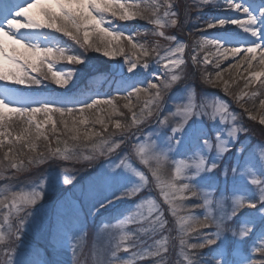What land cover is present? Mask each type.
Masks as SVG:
<instances>
[{
  "label": "snow or ice",
  "instance_id": "snow-or-ice-1",
  "mask_svg": "<svg viewBox=\"0 0 264 264\" xmlns=\"http://www.w3.org/2000/svg\"><path fill=\"white\" fill-rule=\"evenodd\" d=\"M209 4L219 12L239 15L205 18L203 10ZM136 19L151 27L131 32L126 25L114 23ZM169 28H187L188 38L200 35L190 46L187 39L167 35ZM212 29L217 34L209 37ZM146 35L162 38L165 44L160 39L151 43L138 39ZM61 37L84 53L68 54L71 46H62ZM189 47L191 54L186 58ZM88 50L111 59L123 57L116 81V93L123 95L47 98L22 95L12 87H39L49 81L66 88L76 70H54V65L61 61L86 64ZM241 53L242 59L231 67L249 73L245 88L260 87L251 93L243 91L235 101L255 121L257 115L240 102L264 96V0L255 8L246 0H190L183 15L176 0H0V181H6L0 187V264H50L25 254L23 237L36 224V206L43 207L46 195L60 185H71L76 194L54 206L50 244L58 251L71 248L73 264H86L81 256L88 217L95 218L150 186L159 190L175 218L174 228L155 198L141 199L115 223L101 220L100 231L106 233L108 243L92 251V264H143L146 260L151 264H264V148L257 152L244 143L237 146L247 129L237 123L238 114L230 111L226 101L207 93L198 96L187 83L173 93L188 79L189 67L192 75L215 86L223 73L217 71L212 78L206 66L214 63L219 69L223 60ZM150 59L156 65L149 72L151 79H138L150 69ZM223 83V91L231 95L228 81ZM118 98L126 101L123 107L131 113L130 123L110 120L124 116ZM133 98L143 101L138 112ZM169 101L173 107L166 111ZM260 107L264 108V99ZM40 115L44 119H38ZM153 120L155 130L142 133V126ZM17 124L22 125L19 132ZM259 124L264 125V114ZM61 135L68 139L61 140ZM41 139L47 142L45 150L37 151ZM180 152L188 155L175 157ZM229 153L231 163H223ZM101 158L109 163L95 169L84 185L74 184L76 175H68V169L25 180L19 189L13 184L19 174L49 160H82L90 165ZM218 169L225 187L216 197ZM190 200L191 205L186 203ZM195 209L204 211L196 214ZM69 218L72 228L66 226ZM130 225L135 229L130 230ZM121 252L128 255L121 257Z\"/></svg>",
  "mask_w": 264,
  "mask_h": 264
},
{
  "label": "rangeland",
  "instance_id": "rangeland-1",
  "mask_svg": "<svg viewBox=\"0 0 264 264\" xmlns=\"http://www.w3.org/2000/svg\"><path fill=\"white\" fill-rule=\"evenodd\" d=\"M189 2H190V0H176V6L180 10L181 15H183V9H184L185 5ZM219 2L222 3V0H219ZM236 15H239V14L235 13V12H219L215 9V7L212 4L205 6L204 10H203V16L205 18H208L210 16H236ZM19 19H20V22H22V23L25 22L23 18H19ZM114 23L126 25L127 28L129 29V31H131V32H134L137 29L143 30L145 28L151 27V25L147 24L146 21L141 20V19H136V20L127 21V22L114 21ZM105 26L107 27V25H105ZM187 27L190 28V27H192V25H188ZM234 27L235 26H229V28H234ZM165 31H166L167 35H177L178 38L181 40L187 39L190 46L192 43V39H194L195 37H198L200 35V33H196L193 38L186 37L184 33L187 31V28H185L184 30H179L177 28H169V29H166ZM216 31H217L216 29L209 30L207 32V35L209 37L215 36L217 34ZM55 35L60 36L59 33H56ZM61 39H62V41H64L62 46H64V47L71 46L72 50L68 54H82V53H84L83 49H81L78 45H75L74 42L70 41L67 37H61ZM138 39L141 41L147 40L149 43H151L152 41H154L156 39H160L161 44L162 45L165 44V41L162 38H157V37H154L151 35L140 36V37H138ZM212 50L214 51V49H212ZM190 54H191V47L186 49L185 57L187 58ZM204 54L205 53H201L200 55L203 56ZM257 55H259V51L257 52ZM242 57H243V53H241V55L238 57H235V58L229 57L228 60H223L221 62L219 69L215 68L214 63L212 65L206 66V72L211 74L212 78H215V73L217 71H220L223 73V79L220 82H218L215 86L207 85L206 83H204L201 80L199 75H195V76L192 75L191 67H189L188 79L185 81H182L181 85H178L176 88H174L173 93L176 94L177 89L182 87V85L184 83H187V84H191L194 86L198 96H202L203 94L207 93L209 96H216V97H219L220 99H222L223 101H226L228 103V105L230 106V111L238 114L237 123L242 125L243 127H245L247 129V131H250V133H252V135H250V133H248V132L242 133L241 139H240V141H238L237 146H239V143H244V144L248 145L249 147L255 149L257 152H259V150L261 148H264V125L259 124L260 116H261V114H264V108L260 107V101H261V99H264V96L258 95L254 101L250 100L249 97H245L244 100L240 102L241 104L244 105V108L249 109L250 111H252V113L254 115H257V120H255V121L249 119L248 115L246 113H244L243 108H241L240 105L236 103L235 97L240 95L243 91H248L249 93H251L252 91H256L260 87L259 84H254L250 88H245L244 87L245 78L248 77L249 73L245 72L243 68L231 67L232 64L238 63V61L241 60ZM86 58H87L86 64L73 65V64H70L66 61H61L58 64L54 65V70H61V69L65 70V71H70L73 69L76 70L75 75L73 76V79L69 82V84L67 85L66 88H61V87H59V86H57L54 83L49 82V81H45L44 84L42 86H39V87L33 86L32 88H27V87L22 86V85H12V87L18 88L22 92L21 93L22 95H32V96H37V97L55 98L57 96L66 94V92L69 91V88H73L74 86H76L78 81L85 75V72L90 67H91V69H99L103 66L108 67V65L111 62L114 63L116 61H120L123 59V57H117L115 59H111V58L103 56L102 53H97L93 50L87 51ZM149 63H150V69L144 70L142 75L139 76L138 79H140V80L151 79L149 72H151L153 69H155L156 65L154 63H152L151 59L149 60ZM255 70L259 71L260 67H256ZM140 71L141 70L138 68L137 72H140ZM249 71H251V70H249ZM127 75H132V74H127ZM262 79H264V77H262ZM223 81H228L229 93H231V95H229L223 91V88H224ZM0 83H2V82H0ZM140 86L143 87L144 85L141 84ZM119 95H123V93L117 94L115 92V94H110V96L105 97V98H109L112 96H119ZM124 103H126V101L119 99V98L117 99V105L119 107V110L124 113V116H112L110 118V120L112 122L119 119L122 123H130L131 113L128 111V109H125L123 107ZM142 103H143V101H137L135 98H133V104L136 106L134 108V110L138 112ZM104 107H107V106H104ZM172 107H173V105L169 101L166 104V111L171 110ZM89 115L91 116V113H89ZM104 116H105L106 120L109 119V117L107 116V113H104ZM38 119L42 120V119H44V117L42 115H40V116H38ZM243 123H245L246 125H244ZM21 127H22V125L17 124L15 126L16 131L19 132ZM89 127H91V125H89ZM50 128H51V125H48V127H47V129H45V131L48 132V130ZM95 128L97 130H101L100 125H95ZM155 128H156V125H155V121L153 120L149 124L142 126V133L153 132L155 130ZM112 130H113V126L110 124L109 131H112ZM133 131H135V129H133ZM163 131H167V129L162 130L161 134H163ZM48 134L50 135V139H52V147H56L57 145H56L53 134H51L50 132ZM64 139H68V137L61 135V140H64ZM145 139H146V137L141 134V140L144 141ZM46 143L47 142H45L43 139L38 141L37 142V151H43V149L42 150L40 149V145H45ZM71 143L72 142L69 141L70 145H71ZM131 143L134 144L135 141H132ZM63 147H64V145L62 143V148ZM125 147L130 148V145H126ZM25 151H27V149H25ZM233 151H235V149H233ZM174 155L177 158L180 157L179 153H176ZM187 155H188V153L184 154V156H187ZM0 156H2V153H0ZM184 156H182V157H184ZM102 161H103L102 163L105 166H107V164L109 163V161L105 163L104 158L102 159ZM231 161H232L231 154L230 153L226 154L223 163H229L230 164ZM95 162H97V161H95ZM95 162H93V163H95ZM88 165L89 164L87 162H84L82 160L79 162L63 161L61 159H55L54 161L49 160L48 162H46L42 165H39V168H32L31 170H27V171L19 174V181H13V184L15 185V187L17 189H19L21 187V182H23L25 180H38L41 176L45 175L46 173L51 172V171H57L60 169H68V172H67L68 175H72L74 173L76 175V181H77L83 175V173L88 170V167H89ZM98 165L99 166L101 165V161H98ZM90 166H92V165L90 164ZM169 170L174 171V169L172 168L171 165H169ZM216 175H217V184L223 183L224 178L218 179L219 176H221L219 169L217 170ZM220 180H221V182H219ZM87 182H88L87 180L83 181L81 183V185L87 184ZM4 183H6V181L3 182V184ZM3 184L0 185V187H2ZM61 187H64V185L58 186L55 191H50L46 195L45 201L43 202V207H40L39 204L36 206L37 207L36 224H35V226L32 227L31 230H28L26 235L23 237L22 251L24 253H25V251H27V254L30 255L32 252H36L33 255L34 257H37V256L38 257H44L43 251H41L39 249V251L37 252L35 250H37L39 247H46V246H47L46 249L56 251V249H54L52 247V245L50 244V235H49L50 234L49 232L52 229V224L55 220L54 213H55L56 209L54 206L56 205V203H48L47 201L51 200L54 196H57L56 201L63 202L64 199H71L73 197V195L76 194V189L73 190V192H72V190H67V191L61 192L62 189L59 190ZM57 190L60 191L58 194L60 196L57 195ZM145 198H155L157 200V202L161 205V207L164 208L165 213L170 214V212L168 211V206L163 203L162 197L159 194V190L154 188V187H151V186L147 189H144L141 193L137 194L135 197H133L130 200H125L122 203L119 201L116 202L115 205L109 206L107 211L116 210L118 207H120L119 204H123V203H134L135 204V203H138L141 199H145ZM52 200H54V199H52ZM192 203H193V201L191 200L189 202V204L191 205ZM90 220H91V222L92 221L94 222L95 218L89 217V221ZM100 223L96 228H93V234H92L93 238L91 241V246L93 247L92 251L94 249H98V248L102 249L108 243V237H107L106 233H104L103 231H100ZM113 223H115V222H113ZM66 226L67 227L70 226V228L73 227L72 223H71V219H68V221L66 222ZM45 228H50V229L47 232L44 230ZM129 229L133 230V228L131 226H129ZM88 238H89V234L87 233L86 237L84 238L85 240H83V244H84V241H86ZM33 243H36V245H33ZM76 243H77V241L74 240L73 244H76ZM29 246H32V247H29ZM41 249H43V248H41ZM92 251L90 253L91 262H92ZM68 252L70 253V249H68ZM0 259H3V257L0 256Z\"/></svg>",
  "mask_w": 264,
  "mask_h": 264
},
{
  "label": "trees",
  "instance_id": "trees-1",
  "mask_svg": "<svg viewBox=\"0 0 264 264\" xmlns=\"http://www.w3.org/2000/svg\"><path fill=\"white\" fill-rule=\"evenodd\" d=\"M84 95H91L90 93H88V94H85L84 93ZM244 125H246L245 123H243ZM248 133H250V131H247ZM250 135H252V133H250ZM259 142V141H258ZM257 142V143H258ZM46 145V144H45ZM45 145H40V149L42 150L43 149V151L45 150ZM61 148H62V143L59 145ZM44 166V165H43ZM32 168H39V165H37V166H34V167H31L29 170H31ZM224 180V179H223ZM217 191H216V193H217V196L219 197V195H220V193H221V191L224 189V187H225V185H224V182L223 183H219V184H217ZM191 201V200H190ZM190 201H187L186 203H188L189 204V202ZM190 205V204H189ZM197 211H195L196 212V214H202L203 213V211L204 210H202V209H196ZM117 216V215H116ZM170 217H166L167 219H168V221H169V227H173L174 228V226H175V218L174 217H172L171 215H169ZM172 235L173 236H175L176 235V233H175V231L172 233ZM205 251H207V250H205ZM124 253V252H123ZM128 254L126 253L125 254V257L127 256ZM176 257H173V259H175ZM143 264H151V262L150 261H148V260H146V261H144L143 262Z\"/></svg>",
  "mask_w": 264,
  "mask_h": 264
},
{
  "label": "water",
  "instance_id": "water-1",
  "mask_svg": "<svg viewBox=\"0 0 264 264\" xmlns=\"http://www.w3.org/2000/svg\"><path fill=\"white\" fill-rule=\"evenodd\" d=\"M120 63H114V64H112L111 65V72L112 73H114V74H116V75H121L118 71H117V68H118V65H119Z\"/></svg>",
  "mask_w": 264,
  "mask_h": 264
}]
</instances>
